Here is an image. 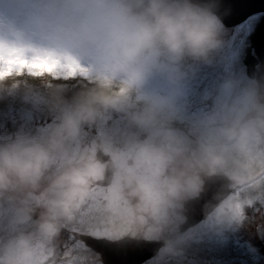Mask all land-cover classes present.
I'll use <instances>...</instances> for the list:
<instances>
[{
	"label": "clouds",
	"instance_id": "obj_1",
	"mask_svg": "<svg viewBox=\"0 0 264 264\" xmlns=\"http://www.w3.org/2000/svg\"><path fill=\"white\" fill-rule=\"evenodd\" d=\"M226 14L0 0V50L58 61L0 74V264H103L86 236L156 245L144 264L227 248L264 206V64L249 72Z\"/></svg>",
	"mask_w": 264,
	"mask_h": 264
},
{
	"label": "snow or ice",
	"instance_id": "obj_2",
	"mask_svg": "<svg viewBox=\"0 0 264 264\" xmlns=\"http://www.w3.org/2000/svg\"><path fill=\"white\" fill-rule=\"evenodd\" d=\"M221 13L225 25L234 33L237 52L242 50L243 63L254 67L257 61L264 63V0H219ZM58 61L50 57H35L26 60L15 49L0 50V74L10 75L21 68H51L57 66ZM264 251V244L260 252ZM107 264H144L148 259L147 250L129 252L127 258L117 257L106 253ZM219 264H259V256L253 257L243 241L229 246L219 257Z\"/></svg>",
	"mask_w": 264,
	"mask_h": 264
},
{
	"label": "flooded vegetation",
	"instance_id": "obj_3",
	"mask_svg": "<svg viewBox=\"0 0 264 264\" xmlns=\"http://www.w3.org/2000/svg\"><path fill=\"white\" fill-rule=\"evenodd\" d=\"M247 215V221L254 219V223L251 226L254 230L253 235L251 234L250 240L245 239L246 236H250V234H247V232L243 231V228H241L238 232L239 236L237 239L239 242L243 241V245L250 248L248 251L253 257L259 256V264H264V251L260 252L261 245L264 244V206L258 204L254 208L248 209ZM94 238L100 239L105 237L97 236ZM231 241L233 240H230L227 248L232 246ZM226 249L220 250L213 245H206L198 252L190 253L189 260H194L195 264L200 263V261L201 264H210L212 262H214V264H219L220 254Z\"/></svg>",
	"mask_w": 264,
	"mask_h": 264
},
{
	"label": "water",
	"instance_id": "obj_4",
	"mask_svg": "<svg viewBox=\"0 0 264 264\" xmlns=\"http://www.w3.org/2000/svg\"><path fill=\"white\" fill-rule=\"evenodd\" d=\"M257 64H264L257 61ZM255 67V66H254ZM254 67H250L249 72H251ZM211 191V190H210ZM209 198L208 194H205V199ZM203 199L200 201L202 204ZM194 218L200 219V211L199 204L195 206ZM87 245L89 249H91L95 253H99L100 257L103 261V264H107V256L106 253H111L116 255L117 257L127 258V254L129 252L135 253L137 251L147 250L149 252L148 259L152 256L154 249L157 247L154 244H145L143 242H137L134 240L124 239L119 242H112L107 239H96L93 237H80ZM147 259V260H148ZM146 260V261H147Z\"/></svg>",
	"mask_w": 264,
	"mask_h": 264
},
{
	"label": "rangeland",
	"instance_id": "obj_5",
	"mask_svg": "<svg viewBox=\"0 0 264 264\" xmlns=\"http://www.w3.org/2000/svg\"><path fill=\"white\" fill-rule=\"evenodd\" d=\"M254 218H256V217H254ZM254 223V219L253 220H251V221H247L245 224H244V226H243V231H245V232H247V234H250V236H246V238L245 239H247V240H250V237H251V234L253 235V232H254V230L252 229V224ZM239 232V231H238ZM235 233V234H233L232 236H231V239L233 240V241H231V245H234V243L235 244H238L239 243V241H238V236H239V233ZM230 239V240H231ZM244 246V245H243ZM244 247H246V246H244ZM248 250H250V248L249 247H246ZM198 264H201V261H200V263H198ZM210 264H214V262H212V263H210Z\"/></svg>",
	"mask_w": 264,
	"mask_h": 264
},
{
	"label": "trees",
	"instance_id": "obj_6",
	"mask_svg": "<svg viewBox=\"0 0 264 264\" xmlns=\"http://www.w3.org/2000/svg\"><path fill=\"white\" fill-rule=\"evenodd\" d=\"M195 87V86H194Z\"/></svg>",
	"mask_w": 264,
	"mask_h": 264
}]
</instances>
